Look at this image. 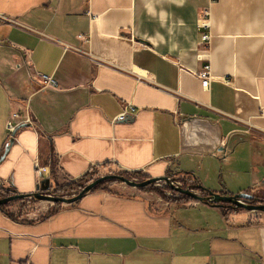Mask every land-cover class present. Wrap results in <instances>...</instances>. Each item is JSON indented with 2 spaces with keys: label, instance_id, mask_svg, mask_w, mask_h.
<instances>
[{
  "label": "crops",
  "instance_id": "obj_1",
  "mask_svg": "<svg viewBox=\"0 0 264 264\" xmlns=\"http://www.w3.org/2000/svg\"><path fill=\"white\" fill-rule=\"evenodd\" d=\"M128 105L138 113L114 121ZM14 113L33 122L0 161L7 191L51 193L117 167L258 198L264 0H0V159ZM128 188L89 192L43 219L0 208V264L264 263V212L169 206Z\"/></svg>",
  "mask_w": 264,
  "mask_h": 264
},
{
  "label": "water",
  "instance_id": "obj_2",
  "mask_svg": "<svg viewBox=\"0 0 264 264\" xmlns=\"http://www.w3.org/2000/svg\"><path fill=\"white\" fill-rule=\"evenodd\" d=\"M14 144V137L10 139L4 155L1 157L0 161H2L5 156L9 153L11 147ZM115 179L118 181H121L123 183H126L127 185L135 188H146L152 184H155L159 181H168V177H152V178H147L143 181H139L136 179H130L128 177H125L120 174L116 173H111L107 175H103L98 177L97 179L93 180L92 182L88 183L87 185L84 186V188L76 195L68 197V196H58V195H53L51 193H44L42 192L39 188L35 193L32 194H21V193H16L13 195H9L6 197H3L0 199V206L1 205H7L10 203H13L14 201L17 200H23L28 197H34L38 200H46L50 201L53 203H62V204H74L75 202L79 201L81 198H83L87 193L91 192L94 187H96L98 184L107 181ZM173 189L177 190L178 192L192 198L195 200H198L200 202H206V203H216L218 202L219 205H223L222 203L228 202L231 205L238 207V208H244L248 211H259V212H264V203H251L250 201L253 199V195L248 193V192H243V193H238V194H222L219 192L215 191H208L207 195H201L198 194L194 191H191L187 188H182V187H173Z\"/></svg>",
  "mask_w": 264,
  "mask_h": 264
},
{
  "label": "rangeland",
  "instance_id": "obj_3",
  "mask_svg": "<svg viewBox=\"0 0 264 264\" xmlns=\"http://www.w3.org/2000/svg\"><path fill=\"white\" fill-rule=\"evenodd\" d=\"M98 176L95 178L97 179L100 176L103 175H107V174H111V172L118 174V172H120L121 170L117 167H113V168H100V169H96ZM171 174V173H170ZM172 177H174V175L171 174ZM81 179V178H79ZM79 179H74V180H68L66 185H70L76 181H78ZM94 179V180H95ZM132 179H136V180H145L147 178H132ZM179 180H181L182 182L189 184L191 187H193L194 189L197 187L195 185H193V183L189 182L188 180H185L184 178H178ZM92 182V181H91ZM90 182H83V186L87 185ZM65 184L62 186H58L55 190H53L51 192V194L53 195H58L61 196V194H65L68 197L74 196L76 194H78L82 188H80L79 186H75L69 190H65V191H61V193H57V189L58 188H63L64 186H66ZM188 185V186H189ZM107 188H111L113 190H118L120 188L122 189H130L126 183H123L121 181H117V182H110L107 184L106 186ZM145 192H147L149 194V196L153 197L157 202L164 204V205H178V204H182L185 203L186 200H190V198L185 197L186 195L174 190L170 184H166L165 182H160L157 184H152L146 188L143 189ZM200 191V190H199ZM198 191V192H199ZM3 192H6L5 190H3L1 188V184H0V194L2 195ZM199 193L205 194L203 191H200ZM6 195L11 194L10 191L5 193ZM4 195V196H6ZM259 197L264 198V193L263 195H259L258 194V198H254V200L256 201V203H260L264 201L262 199H259ZM31 201V202H30ZM57 203H53L50 201H46V200H38L34 197H28L25 198L23 200H19L17 202H13L12 204H10L8 206V211L10 213H13L15 216L19 217V218H27L28 216H30V214H32V217L35 218H42L44 216H46L51 210H53L56 207ZM64 205V204H62ZM238 210H246L244 208H240ZM253 213H263V212H259V211H252Z\"/></svg>",
  "mask_w": 264,
  "mask_h": 264
},
{
  "label": "built area",
  "instance_id": "obj_4",
  "mask_svg": "<svg viewBox=\"0 0 264 264\" xmlns=\"http://www.w3.org/2000/svg\"><path fill=\"white\" fill-rule=\"evenodd\" d=\"M79 38L82 39L83 41H86V42H89V39H90L88 36L82 35V34L79 35ZM210 38H211V34L210 33L203 34L202 35V43L209 41ZM211 72H212V67H211L210 64L205 65L201 70H199L197 72V76L201 79L202 85L204 87H208L209 83L212 80ZM41 80L43 81L44 85H46V86H56L57 85V82H56V80L53 77L41 76ZM137 113H138V110L135 107H130L129 105L125 106L124 110L114 119V121H119V122L120 121H124V120H126V118H127V116L129 114H137ZM32 122H33V120H32V117L30 115L22 116L19 113H14L12 119H9L7 121L8 140H10L11 138L14 137V132H15V130L18 127H20V126H22L24 124H31ZM166 176L168 177V181L164 180L163 182H165L166 184H170L172 188L174 186L175 187H182V188H187V189H189L191 191H194V192H196L198 194H201V195H207L208 194V193H206L204 191L203 192L205 194L199 193L202 190L197 187L196 181H189L188 180L189 182L193 183V185H195L197 187V189H199L200 191L196 190V188L194 189L189 184H186V183L182 182L178 178L172 177L171 174H168ZM160 182H162V181H159L157 183H160ZM157 183H155V184H157ZM1 188L3 190H5L6 192H3L2 195L0 194V199L3 198V197L9 196V195L16 194L15 192H11L10 191L11 194L6 195L5 193H7L9 191H7L2 186H1ZM4 195H6V196H4ZM27 264H33V262L32 261H28ZM259 264H264V263H259Z\"/></svg>",
  "mask_w": 264,
  "mask_h": 264
},
{
  "label": "trees",
  "instance_id": "obj_5",
  "mask_svg": "<svg viewBox=\"0 0 264 264\" xmlns=\"http://www.w3.org/2000/svg\"><path fill=\"white\" fill-rule=\"evenodd\" d=\"M111 173H113V172H111ZM118 174L123 175L125 177H128L130 179H132V178H140V179L146 178L141 171L129 172V171H123V170H121L120 172H118ZM97 176H98V174H97L96 169H93V171L88 172L86 175H84L83 177H81V179H79L78 181H76V182H74V183H72L70 185H66L63 188H58L57 189V193H61V191L69 190V189H71V188H73L75 186H79L80 188L83 189L84 188L83 182H91ZM117 181L118 180H115V179H111V180L104 181V182L98 184L96 187H94L91 192H95V191L101 190V189H107L106 186H107L108 183H110V182H117ZM141 181H143V180H141ZM142 189H144V188H142ZM61 196H66V195L65 194H61ZM185 197L190 198L188 196H185ZM17 201H19V200H17ZM17 201H14V202H17ZM250 202L251 203H256V201L254 199H252ZM216 203H218V202H216ZM10 204H12V203H10ZM10 204L1 205L0 208L2 210H4L10 217L16 219V216L13 213H10L8 211V206ZM222 204H223V207H226L227 206V207H232V208L233 207L234 208H238V207H235V206L231 205L228 202H225V203H222ZM61 207H62V203H57L56 207L53 210H51L46 216H44V217H42L40 219L47 218V217L51 216L52 214L58 212L61 209ZM238 209H240V208H238Z\"/></svg>",
  "mask_w": 264,
  "mask_h": 264
},
{
  "label": "flooded vegetation",
  "instance_id": "obj_6",
  "mask_svg": "<svg viewBox=\"0 0 264 264\" xmlns=\"http://www.w3.org/2000/svg\"><path fill=\"white\" fill-rule=\"evenodd\" d=\"M255 197L253 196V199H254Z\"/></svg>",
  "mask_w": 264,
  "mask_h": 264
},
{
  "label": "bare ground",
  "instance_id": "obj_7",
  "mask_svg": "<svg viewBox=\"0 0 264 264\" xmlns=\"http://www.w3.org/2000/svg\"><path fill=\"white\" fill-rule=\"evenodd\" d=\"M31 202V201H30Z\"/></svg>",
  "mask_w": 264,
  "mask_h": 264
}]
</instances>
